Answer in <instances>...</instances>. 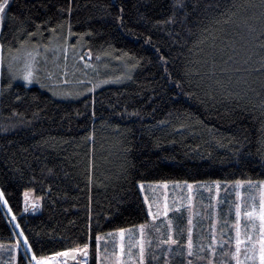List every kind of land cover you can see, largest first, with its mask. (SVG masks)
<instances>
[{
	"label": "trees",
	"instance_id": "obj_1",
	"mask_svg": "<svg viewBox=\"0 0 264 264\" xmlns=\"http://www.w3.org/2000/svg\"><path fill=\"white\" fill-rule=\"evenodd\" d=\"M208 2L242 7L212 26L219 12ZM260 3L10 0L4 52L54 39L82 47L93 64L110 55L130 65L125 79L64 100L15 81L0 61V188L37 255L88 244L97 264V236L148 220L141 183L264 180V73L255 71L264 53L254 54L262 41L249 32L264 30ZM27 190L39 208L21 215ZM4 213L0 241L14 242Z\"/></svg>",
	"mask_w": 264,
	"mask_h": 264
},
{
	"label": "snow or ice",
	"instance_id": "obj_2",
	"mask_svg": "<svg viewBox=\"0 0 264 264\" xmlns=\"http://www.w3.org/2000/svg\"><path fill=\"white\" fill-rule=\"evenodd\" d=\"M10 0H0V31L5 27V21L15 17H10L9 12ZM242 7V5H237L233 3L231 8L227 11H219L220 4L208 2L206 3V8L210 11L216 10L219 12L218 16L209 17V24L212 26L219 25L221 23L230 22L229 12L231 16L236 15V9ZM251 9H256L257 5H248ZM261 9H264V0H261L259 5ZM69 12L71 9L68 10ZM220 17H225L222 21ZM260 19L264 21V12L261 13ZM62 27V25H61ZM41 26L36 25V31L27 32V37H36L37 33L40 32ZM50 34H55L56 27H51L46 29ZM249 32L252 34V38L260 42L257 47L258 52L255 55H260L264 53V30L259 32V35H255L256 28H249ZM211 34L210 29L205 27L202 29L203 34ZM192 33L190 32V35ZM69 35L71 32L69 31ZM244 39V37H242ZM21 45L28 43V40H21ZM40 46L37 45V49ZM47 48V45L43 46ZM4 48L3 44H0V51ZM36 55H39V51H36ZM31 60L34 57L31 52L28 53ZM83 59V57H81ZM231 59V57H230ZM245 63H248L245 60ZM2 66V65H0ZM26 70L23 73V79L29 84L33 82L34 72L32 70V63L29 62L25 66ZM256 72L264 73V55L261 56V65L259 68L255 69ZM43 86V85H42ZM179 87V84H177ZM174 185L178 186L179 181L173 182ZM227 183V182H225ZM247 183L249 188H256L259 191V203L257 204L256 196L249 194L245 199L239 188ZM184 187L187 189L189 195L187 196V217L181 212V208L184 207L181 197H177L170 206L167 195H165L163 201L149 202V198L145 196L143 198V203L147 205L146 215L150 217L151 220H146L145 223L139 225H134L132 228H118L114 232H110L107 235L112 238L118 237V251L114 250L112 257L114 258V264H149L151 260L159 259L154 252H150L149 249L153 247L151 232L156 233L155 239L158 243L154 247H161L162 245L167 246V252L165 256L169 253L173 254V258H179V264H196V262H203V264H216V254L217 251L221 252V255L228 257L235 261V264H264V182H259L254 184L251 180L236 181L235 182V201L228 204L231 199L232 193L225 188V195L221 198V181H213L211 186L207 188L208 193L211 195L208 197L210 201H215V204L209 203L208 208L212 209L213 215L205 217L212 222L209 224L211 229L209 235V243L205 245L201 244L199 250H197L194 244L193 229L195 227L193 222V201L195 197L192 195L193 185L189 184L187 181L183 182ZM163 188L168 189V182H163ZM139 189L144 190V184H139ZM214 190V192H213ZM24 197V207L22 209L21 215L30 210L29 204L31 205V211H36L39 208L38 203L33 202L30 197V192L25 191L23 193ZM39 199V198H35ZM0 206L5 209L4 215L9 217V222L13 224L12 231L15 233L14 243L11 245L10 251H18L23 249L22 256L26 259L24 264H69V259L75 262V264H80L77 260V255L82 254L86 257L88 255V244H84L83 247H75L66 249L64 251H58L51 256L37 255L36 251L32 250V243L29 241V236L25 233L24 228L21 227L20 223L17 221L16 215L13 213L12 206L9 204V199L6 195V190L0 188ZM221 206V207H217ZM226 208V210H225ZM234 209V221L230 220L232 212ZM172 213V217L169 216ZM161 217L164 220H161ZM186 219V225L180 226ZM245 221L244 228L242 231L241 220ZM160 221V224L155 222ZM161 225L163 227H161ZM220 226V231H217V226ZM228 228L230 231L234 230V237L228 236L225 238L224 229ZM251 229V230H250ZM135 230V231H134ZM127 233H133L136 237L135 240L129 241L126 244L125 237ZM102 237L97 236V257H99V241ZM201 239H204L202 236ZM234 243V249L231 245ZM4 245L0 244V248ZM242 247L245 251L242 253ZM133 248L137 251L134 253ZM201 253H205L201 255ZM243 256V259L241 258ZM13 260L16 258L13 257ZM162 264H172V259L166 258L162 261ZM221 264H227V261H222Z\"/></svg>",
	"mask_w": 264,
	"mask_h": 264
},
{
	"label": "rangeland",
	"instance_id": "obj_3",
	"mask_svg": "<svg viewBox=\"0 0 264 264\" xmlns=\"http://www.w3.org/2000/svg\"><path fill=\"white\" fill-rule=\"evenodd\" d=\"M37 45L40 47L37 49ZM44 44H28V45H20L18 48L7 49L5 52L0 51V61L6 69L8 75L13 78L15 81L23 82L26 85L38 84L45 89H47L53 96L58 99L64 100H72L75 98L82 97L84 95H88L94 93L96 90L104 87L105 84H109L111 82H117L119 80L125 79L128 76L130 65L120 59H116L110 55L107 57L100 56L98 58V63L93 64L91 61L87 60L83 54L82 47L70 46L68 41L62 42L59 40H52L51 43L47 46V48L43 47ZM39 51V55H36V51ZM31 52L34 60L28 56V53ZM83 57V59H81ZM85 59V60H84ZM32 63V70L34 72V79L31 84L25 81L23 77V73L25 72L26 64ZM122 74V75H121ZM124 78H122V77ZM179 181L180 184L178 186L174 185L173 182ZM186 180H167L168 189L165 190L163 188V182L165 181H150L145 182L143 192V198L147 196L149 198V202L155 201H163L165 195H167L169 204L171 206L172 202L176 200L177 197L182 198V202L184 207L181 208V212H183L184 216L187 217V196L189 195L187 189L184 187L183 182ZM213 181L217 180H205V181H187L189 184L193 185L192 195L195 197L193 201V236H194V244L196 245L197 250L201 244L207 246L209 241V235L211 229L209 228V224L212 222L211 220L205 218L213 215L212 209L208 208L209 203L215 204V201H210L207 188L211 186ZM221 181V198L225 195V188L232 193L231 199L228 202L229 205L233 201H235V182L236 181H249V180H219ZM254 184H258L259 182H264V180H251ZM227 182V183H225ZM30 192V197L33 202H40V198L35 196L32 190H27ZM239 191L242 193L243 197L246 199L249 194L256 196V203H259V191L256 188H249L247 183H244ZM214 192V190H213ZM35 198H39L38 200ZM147 207V205H146ZM218 208L221 206H217ZM31 212V205L29 204ZM226 210V208H225ZM26 212V213H28ZM172 213H169V216L172 217ZM230 220L234 221V209L232 212ZM151 218L148 217V221ZM161 220H164L161 217ZM145 223V222H143ZM160 224V221L155 222ZM141 224V223H140ZM245 221L241 220L242 231L244 228ZM139 225V224H137ZM186 225V219L180 226ZM133 227V226H132ZM129 227V228H132ZM161 227H163L161 225ZM251 230V229H250ZM135 231V230H134ZM217 231H220V226H217ZM114 231H109L99 235L102 239L99 241V252L100 255L97 258V264H114V258L112 257V253L114 250L118 251V237L112 238L107 234ZM225 238L228 236L234 237V230L230 231L228 228L224 229ZM156 233L154 231L151 232V238L153 247L149 249L150 252H154L155 255L159 258L157 260H151L149 264H162V261L166 258L174 259L173 254L169 253L165 256L167 252V246L162 245L157 248L154 247L158 240L155 239ZM204 239H201V237ZM136 237L133 233H127L125 237L126 244L129 241L135 240ZM14 242H4L0 241V244H3L4 247L0 248V264H16L17 255L20 251L23 252V249H19L18 251H10L11 245ZM231 248L234 249V243L231 245ZM132 251L135 253L137 251L136 248H133ZM242 253L245 251V248L242 247ZM205 253H201L204 255ZM16 259L13 260L12 258ZM243 259V256L241 257ZM77 260L80 264H88V255L86 257L79 256ZM222 261H227V264H235L234 260H231L228 257H224L221 255L220 251H217L216 254V264H221ZM196 263H200L199 261ZM200 264H203L201 262ZM251 264V262H249Z\"/></svg>",
	"mask_w": 264,
	"mask_h": 264
},
{
	"label": "water",
	"instance_id": "obj_4",
	"mask_svg": "<svg viewBox=\"0 0 264 264\" xmlns=\"http://www.w3.org/2000/svg\"><path fill=\"white\" fill-rule=\"evenodd\" d=\"M79 256H82V254H78V255H77V258H78ZM69 263H75V262L72 261L71 259H69Z\"/></svg>",
	"mask_w": 264,
	"mask_h": 264
}]
</instances>
